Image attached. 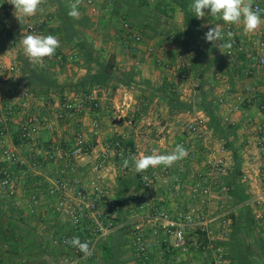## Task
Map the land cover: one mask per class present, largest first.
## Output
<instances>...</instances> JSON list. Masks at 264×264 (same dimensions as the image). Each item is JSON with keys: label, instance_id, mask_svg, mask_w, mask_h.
Masks as SVG:
<instances>
[{"label": "built area", "instance_id": "obj_1", "mask_svg": "<svg viewBox=\"0 0 264 264\" xmlns=\"http://www.w3.org/2000/svg\"><path fill=\"white\" fill-rule=\"evenodd\" d=\"M63 1L69 8L75 2ZM113 1L82 0L78 6L79 16L85 14L100 17L112 9ZM253 6L264 9V5ZM44 7H46L44 3L40 5L37 12L39 15L43 13ZM14 11V6L7 0H0V14L11 15ZM51 19L41 16L32 21L24 20L19 27L26 34L43 35L44 28L47 22L52 21ZM120 26L121 42L117 43L120 45L122 43L120 47L124 52L127 51L128 45L135 47L141 43L142 35L132 22L122 19ZM222 28L227 34L232 30V25L223 24ZM225 41L231 43L232 47L222 48V55L234 73H237L242 66L240 55L245 53L243 44L234 39L229 40L228 37ZM95 43L94 41L93 44ZM17 47L15 36H12L5 50L0 51V72H4L7 80L13 85L12 95L0 100V137L3 138L0 143V160L6 164L0 169V193L6 198H12L29 173L43 177L45 186L42 190L50 199L51 213L61 217L71 229V233L60 236L58 242L72 251L76 262L94 258L101 243L114 232L123 230L133 264H230L225 246L231 226L230 209L218 205L214 210L208 211L202 206L192 204L183 210L169 211L159 206L160 199L156 189L161 177L171 185L175 196L183 193L185 180L183 167H178L174 171L171 167L162 165L161 174L152 168L143 173L134 172L138 175L139 182L125 196L126 208H123L124 211L130 210L128 214L120 213L116 197L117 187L115 189L110 187L108 180L112 175L126 177L130 174L134 169L132 158H139L141 152L136 147L126 145L124 138H110L101 145L98 153L93 152V142H96L99 135V124L96 118H91L88 124L84 125V117L86 111L100 109L98 89L87 95L64 94L58 110L53 115L42 114L37 106L41 104L51 107L52 96L39 98L24 86L16 58L7 65L2 64V58L7 57ZM165 50H169L168 57L172 58V62L168 63L159 56L156 63L171 75L172 82L180 93L182 85L191 79L190 59L194 54L191 50L182 49L173 38L167 39L165 46L152 45L146 48L148 54L159 55ZM245 55L248 59L244 67L242 66L245 74L249 76L254 71L264 68V28L257 32L251 52ZM73 58L74 56H69L66 59L71 61ZM61 60L60 56L55 58L57 63ZM37 64L43 66L44 62ZM212 77L224 84L225 95L216 99L218 105H224L227 96L232 94V88L222 74L213 72ZM243 88L244 94L238 95V103L250 105L255 90L248 85ZM106 92L108 91L101 90L102 96H106ZM32 103L36 105L34 110L31 109ZM238 108L236 105L231 109ZM257 109L261 111L263 107L257 105ZM113 118L115 121H122L120 114L116 112ZM14 119L18 120L14 139L18 147L26 150V155H20L17 146H4L8 124ZM63 121L74 126L69 144L64 146L61 140L45 141L42 132L51 131L56 123ZM223 123L230 126L234 124L228 117L223 118ZM180 129L191 139L202 143L211 138L208 119L200 112L182 124ZM254 129L260 133L254 164L262 191L251 197L248 203L256 222H260L264 220V125L255 126ZM180 144L186 147L188 143L183 140ZM92 152L94 161L91 163L88 178H85L77 171V164ZM187 152L186 158H189L192 153L189 150ZM124 159L129 160L128 167H123ZM231 169L232 163L223 155H206L201 162V169L192 177V191L195 196L208 199L211 197V189L215 188L220 199L231 202L230 187L220 182V178L227 176ZM70 174L73 177H68ZM239 178L242 182L249 181L250 173L242 172ZM37 191L38 187L28 195L27 209L30 214L38 203ZM72 237H79L82 242H90L93 255L85 258L77 248L66 244L65 241Z\"/></svg>", "mask_w": 264, "mask_h": 264}, {"label": "crops", "instance_id": "obj_2", "mask_svg": "<svg viewBox=\"0 0 264 264\" xmlns=\"http://www.w3.org/2000/svg\"><path fill=\"white\" fill-rule=\"evenodd\" d=\"M114 0L112 9L106 11V13L100 17H95V25L92 26L94 30L89 33L88 28L85 31L77 30L79 33L82 31V36L88 42H96V48L103 50L106 54L112 53L115 56L118 67L123 70L132 68L134 72V81L130 86H119L114 92H110L108 89H98V97L100 98V109L97 111L91 110L85 112L84 125H87L91 118H96L99 124V135L96 142H93V152H99L101 145L110 138H124L126 145L129 147H136L144 155H151L153 151L159 154L170 153L176 145L181 141L187 142L186 150H195L197 148H205L207 152L210 149L211 140L208 141L209 145L202 143L201 141L191 140L190 137L184 135L179 127L176 125L180 117L187 119L192 115L202 113L198 109L194 108L192 113H180L177 115H170L166 106L161 103L157 97H153L154 89L159 87L165 80L172 82L171 75L159 67L156 63V58L161 56L163 60L171 63L172 58L169 56V50L163 54H148L146 48L149 46H156V44L165 45L167 39L173 38L180 44L178 40L174 38V32H168V27H165L167 18L164 13H159L160 26L154 32L147 28L143 19L152 16V11L149 13L148 7L154 9V5L158 9L168 8L171 6L165 0ZM153 3V4H152ZM254 4L263 6L264 0H254ZM148 5V6H147ZM106 4L104 3V7ZM206 10V15L203 18L198 19L199 30L203 38L205 33L210 27L219 24L221 27L225 24L222 20L210 16ZM54 7H45L43 13L31 17L36 19L38 17H51L52 21L47 22L43 35L56 36L60 42V31L58 29V22L55 18ZM93 18L88 15L79 16L78 20H82L83 17ZM14 16L0 14V51H4L6 47L3 36H16L17 30L10 28L12 26L11 21ZM81 18V19H80ZM132 22L139 33L142 35V41L135 47L128 45L131 50L124 52L119 45L114 44L117 41V36L122 34L120 20L124 19ZM178 18V23L181 26H177L182 30V15L179 11L174 12L173 19ZM32 21V20H31ZM93 22V21H92ZM166 22V23H165ZM234 33L232 39L237 42H241L244 47V52H251L253 48V40L257 32L264 28V23L254 32L245 34L243 31V23L231 24ZM5 27V30H3ZM165 27V28H164ZM54 28V30L52 29ZM92 29V28H91ZM223 30V28H222ZM7 34H6V33ZM223 40L210 43L213 47V53L207 54V60L209 70L203 73V77L199 78L205 80V84L201 86L202 90L209 94L210 98H213L216 103L218 97L224 96L223 83L215 81L212 77L213 72H218L223 75L226 82L232 88V94L227 96V101L224 105H218V116L222 119L228 117L234 124L232 126V133L226 140L221 139L213 133V130L209 128L211 133V139L217 141L220 147V151L224 154L226 159L232 163V169L235 166V162H239L240 172L250 173V180L242 182L240 178L236 180L239 186L244 190V193L249 197L248 200L261 193L262 186L259 183L257 177L256 165L254 164V154L257 152V140L260 133L257 132L254 127L258 125H264V68L258 69L253 72L252 75H247L243 71L244 65L247 63V55L242 53L240 55L241 69L237 73H234L233 69L225 62L222 55V48H218V44L225 43L227 34L223 30ZM206 41V40H205ZM181 45V44H180ZM133 47V48H132ZM62 55L68 57L72 54V50L62 46L56 50ZM136 53H135V52ZM142 52L145 54L139 56ZM24 53V52H23ZM20 51L13 49L7 57L2 58V64L7 65L15 58L18 57ZM136 54L138 56L136 57ZM143 59V60H141ZM141 60V61H140ZM50 61L45 58L43 62ZM208 67V66H207ZM56 79L59 83L74 81L77 78L84 76L85 71L78 69L77 67H63L60 69H52ZM192 72V71H191ZM191 80L195 75L191 73ZM199 80V79H198ZM195 83V82H194ZM185 85V84H184ZM182 85V87L184 86ZM198 83L196 84V86ZM248 85L253 88L254 97L251 99V104H239L238 95L244 94V86ZM180 90L183 95L181 99L186 102H195L196 90L187 91V89ZM101 90H107V95L102 96ZM13 85L10 80H7L5 73L0 72V100H4L12 95ZM66 90L62 94H51V107L37 106L41 110L42 114L49 116L53 115L59 108L61 97L67 94ZM102 96V97H101ZM238 105L237 110L231 108ZM257 105H261L263 110H258ZM36 105L31 104V109L34 110ZM120 114L122 122L117 123L112 114ZM204 114V113H203ZM18 125V120L14 119L8 126L9 131L4 136V146L11 147L17 146V150L20 155H26L24 148L18 147L17 142L14 139V133ZM72 124L63 121L58 122L53 126L51 131H43L42 137L45 141H62V144L66 146L72 139ZM95 140V139H94ZM3 138L0 137V143ZM220 142V143H219ZM225 145V148L222 147ZM195 148V149H194ZM231 148L235 150L237 154V161L234 158ZM213 149H216L214 146ZM198 150V149H197ZM90 153L84 160L77 164V171L85 178L89 176V169L91 163L94 161V154ZM1 159V158H0ZM189 158L174 164L171 169L176 170L178 167H183L185 170L183 193L179 196L173 194V190L170 184L161 180L156 189L157 195L160 199V208L164 210H183L187 206H202V208L210 211L214 210L216 206H210V198H201L195 196L192 191L193 179L195 172L200 170L201 167H194L188 165ZM6 164L0 160V169ZM151 168V167H150ZM161 166L152 168L157 173L161 174ZM13 170V168H11ZM231 169V170H232ZM230 170V171H231ZM229 171V173H230ZM228 173V175H229ZM224 176L223 182L226 183L230 176ZM130 173L126 177H132ZM73 177V175H68ZM119 176L112 175L108 180V185L112 188L117 187V180ZM45 186L43 177L33 173H29L27 178L17 189L15 196L12 198L4 197L3 193H0V264H133L132 259H128L131 255L127 245V238L124 233L119 235L118 231L114 232L109 238L100 244L98 247L96 256L87 261H75L72 251L59 244V237L71 233V229L65 224L61 217H56L51 213L50 199L48 194L42 189ZM38 187L37 196L38 203L34 206L33 213L28 212V195L34 189ZM40 189V190H39ZM230 196L231 193L229 192ZM219 198V197H218ZM232 198V196H231ZM220 199V198H219ZM233 200V198H232ZM231 200V201H232ZM18 204V207H16ZM124 208H126L124 206ZM212 208V209H211ZM231 211H237L236 207L230 208ZM117 247L118 251L115 255L109 254V249ZM127 252V256L126 253Z\"/></svg>", "mask_w": 264, "mask_h": 264}, {"label": "trees", "instance_id": "obj_3", "mask_svg": "<svg viewBox=\"0 0 264 264\" xmlns=\"http://www.w3.org/2000/svg\"><path fill=\"white\" fill-rule=\"evenodd\" d=\"M165 1L170 3L171 6L159 9V11H161V14L164 13L167 19L173 18L174 12H180L182 15V30L178 29L174 32V38L180 42L182 49L193 52L194 56L190 59V70L194 75L198 74L203 77V73L209 70L207 54L213 53L214 50L212 45L203 38L199 30V21L194 16V13L189 10V5L193 0ZM44 5L46 7H54V16L59 24L60 39L70 47L72 50L70 56H74V58L68 61L66 56L56 51L50 61L44 62L43 66H39L38 64L30 63L26 55L19 54L16 58L17 66L22 77V82L27 89L37 97L44 99L51 94H62L65 90L68 93L87 95L94 89L104 88L112 93L119 86H130L134 81L135 74L133 69L123 70L118 67L115 56L112 53L106 54L103 50L96 48L97 46L93 42L86 41L77 30V25H80L79 20L68 15L70 8L63 0H45ZM159 19V14L150 15L148 18L143 19L144 26L155 32L161 24L159 23ZM119 35L114 44L121 42ZM58 56L62 60L57 63L55 62V58ZM67 66L83 69L85 71L84 76L74 81L59 83L52 69L57 68L62 70L63 67ZM195 66L199 70L194 72ZM151 95L157 97L166 106L170 115L192 113L194 108L198 109V111H201L207 117L208 127L221 139L226 140L232 133V126L222 122V119L218 116L217 104L202 88H200L194 103L182 100L175 88V84L167 80L155 88L154 93ZM231 152L237 161L235 150L231 148ZM241 173L239 162H235V166L228 175L230 177L225 183V185L230 187V193L233 198L232 205L237 209L236 220L232 223L230 242L227 243L228 257L230 264H255L252 260L253 258L261 261L258 264H264V239L259 240V237L254 235V230L258 224L248 203L249 197L236 182ZM117 182L116 197L118 199V209L122 214L125 212L123 210L125 196L139 182V178L137 174H133L132 177H120ZM118 233L122 235L124 231L119 230ZM251 234L254 235V244H259V251L255 254L252 253L251 246L245 241V238ZM117 251V247H113V249H109V254L113 256Z\"/></svg>", "mask_w": 264, "mask_h": 264}, {"label": "clouds", "instance_id": "obj_4", "mask_svg": "<svg viewBox=\"0 0 264 264\" xmlns=\"http://www.w3.org/2000/svg\"><path fill=\"white\" fill-rule=\"evenodd\" d=\"M7 2L14 6V15L22 23L24 18H30L38 12L40 5L45 0H7ZM82 0H75L70 5L68 15L72 18H79L78 6ZM254 0H193L189 5V10L194 13L197 19L203 18L208 14L212 17L222 20L225 24H240L243 23V31L245 34L254 33L262 23V13L264 9L254 7ZM17 13L19 15H17ZM234 33L229 31L227 37L231 40ZM224 38L222 27L217 24L210 27L204 35L206 42L214 43L222 41ZM20 43L23 47L24 54L28 57L29 62L37 64L42 62L45 58H52L56 50L60 47L58 38L54 35H37L27 34L23 35ZM232 44L225 42L218 45V48H231ZM188 155L186 148L178 144L168 154H159L153 151L151 155L140 154L139 158L133 157L134 170L137 173L146 172L150 167L158 166L172 167L177 162L183 160ZM129 166V160H123V167ZM66 244L77 248L85 258L93 255V249L90 248V242H82L79 237H72L65 241Z\"/></svg>", "mask_w": 264, "mask_h": 264}, {"label": "rangeland", "instance_id": "obj_5", "mask_svg": "<svg viewBox=\"0 0 264 264\" xmlns=\"http://www.w3.org/2000/svg\"><path fill=\"white\" fill-rule=\"evenodd\" d=\"M154 1V0H153ZM152 1V2H153ZM154 3V2H153ZM152 3V4H153ZM148 6V5H147ZM153 7V6H152ZM152 7H148V10H149V13L152 11V13H156V14H159V9L154 5V9H152ZM45 8V7H44ZM13 16H14V18H13V20L11 21V24H12V26H10V28H12V29H15V30H17L16 32H17V34H16V36H15V39H16V41H17V48H18V51H20V54H24L23 52V47H22V45H21V43H20V40H21V38H22V36L23 35H27L19 26L21 25V23H20V21L16 18V16L14 15V13L12 14ZM17 15H19L18 13H17ZM35 16V15H34ZM33 17V16H32ZM102 17H103V15H102ZM97 18V17H96ZM81 19V18H80ZM24 20H35V18L34 19H32L31 17L30 18H24L23 19V21ZM94 20H96L95 19V17H93V18H88L87 16L85 17H83L82 18V20H80V25H77V27H78V29L80 30H82V31H85V29H87L88 28V31H89V33H91L92 32V30H94L93 29V27L92 26H94L95 25V21ZM22 21V22H23ZM93 21V22H92ZM166 22H168V23H166V25H164L165 27H168L167 29H168V32H176L177 30H178V27L177 26H181V25H179V23H178V18H175V19H173V18H169V19H167L166 20ZM159 23H160V21H159ZM164 27V28H165ZM92 28V29H91ZM52 29V28H51ZM3 30H5V27H4V29ZM52 30H54V28L52 29ZM57 30H59V29H57ZM46 30H44V32H45ZM82 31H81V33H82ZM79 32V31H78ZM6 33V32H5ZM7 34V33H6ZM53 35H54V33H53ZM4 37V43H5V46L4 47H6L7 46V42L9 41V39L12 37H9V36H3ZM60 42H61V44H62V46H64V47H66V48H68L69 50H70V47L68 46V45H66V44H64L61 40H60ZM117 45H119L120 46V44L119 43H117ZM156 46L157 47H161V46H165V45H163V44H156ZM182 47V46H181ZM133 48V47H132ZM129 50H131V48L128 46L127 47V51L126 52H129ZM132 50H137V49H132ZM131 50V51H132ZM125 52V53H126ZM135 52V51H134ZM164 52H167L166 50L165 51H163V53ZM136 53V52H135ZM162 53V54H163ZM145 53L144 52H142L139 56H143ZM25 55V54H24ZM138 56V54H136V57ZM141 60H143V59H141ZM140 60V61H141ZM117 63V62H116ZM69 65H71V64H69ZM196 65V64H195ZM69 67H71V66H69ZM72 67H74V66H72ZM196 68L195 69H193L194 70V72L195 71H197V70H199V68L197 67V66H195ZM199 79V80H198ZM195 82V83H194ZM198 83V85L196 86V84ZM205 84V80L204 79H201V78H199V75L198 74H196L195 75V77H194V79H190L183 87H182V89H187V91L189 92V90L190 91H194L195 92V90H196V96L198 95V93H199V91H200V88H201V86H203ZM180 95H183V93L181 94V93H179ZM195 115V114H194ZM194 115H192V117L194 116ZM111 116H113V114L111 115ZM189 118H187V119H184V118H182V117H180V119L177 121V123H176V125L179 127V129H180V127L182 126V124H184L187 120H188ZM9 126H8V131H9ZM71 129H74V126L73 127H71ZM180 131H181V129H180ZM182 132V131H181ZM184 135H187L186 133H184ZM188 136V135H187ZM191 140H193V139H191ZM209 140H211V144L209 145V143H208V141ZM207 142V143H206ZM205 143H206V145L208 146H210V149L207 151V152H205L204 151V149L205 148H208V147H204V149H202V148H197V149H195V150H191L190 152L192 153V155L191 156H189V160H188V165H192L193 167H192V169H194V167H197V168H199V167H201V162H202V160L205 158V156L206 155H208V154H215V155H223V156H225V154H224V152L222 153L219 149H220V147H219V145L217 144V141L216 140H213V138L211 139H208V140H206L205 141ZM220 143V142H219ZM214 146H216V149H213L214 148ZM222 147L223 148H225V145H222ZM134 168V165L132 166V169ZM201 169V168H200ZM134 172H135V170L133 169L130 173L133 175L134 174ZM223 178L224 177H222V178H220V182H222L223 184H224V182H223ZM225 185V184H224ZM227 186V185H226ZM218 196L219 195H217V190H215V188H212L211 189V197H210V206H218V205H222V206H224V207H227L228 209H230V208H232V207H234L233 205H232V201L231 202H229V201H225L224 199H219L218 198ZM216 208V207H215ZM212 209V208H211ZM130 209H127L126 211H125V213H127L128 214V211H129ZM231 210V209H230ZM253 213V212H252ZM236 214H237V211H231V214H230V223H231V226H230V233H229V237H228V239H227V241L225 242V246H226V250H227V243H229L230 242V234H231V232H232V223L234 222V220H236L235 218H236ZM257 227H256V229L254 230V235H256V236H258L259 237V240H262V238L264 239V220H261L260 222H257ZM240 235H242V234H240ZM253 234H251L250 236H248L247 238H245V241H246V243L247 244H249L250 246H251V251H252V253L253 254H255V253H258V251H259V244L257 245V244H254V239H253V236H254ZM227 252H228V250H227ZM126 253V256L128 255L127 254V252H125ZM128 259L130 260V259H132V262H133V258H132V256L131 255H129V257H128ZM254 262H255V264H258V263H261V261L260 260H258L257 258H253L252 259ZM263 262H264V260H263Z\"/></svg>", "mask_w": 264, "mask_h": 264}, {"label": "water", "instance_id": "obj_6", "mask_svg": "<svg viewBox=\"0 0 264 264\" xmlns=\"http://www.w3.org/2000/svg\"><path fill=\"white\" fill-rule=\"evenodd\" d=\"M116 122H117V123H121L122 121L119 120V121H116Z\"/></svg>", "mask_w": 264, "mask_h": 264}]
</instances>
